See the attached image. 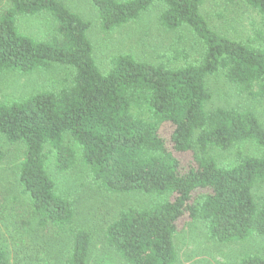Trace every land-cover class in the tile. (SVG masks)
<instances>
[{
	"label": "trees",
	"instance_id": "trees-1",
	"mask_svg": "<svg viewBox=\"0 0 264 264\" xmlns=\"http://www.w3.org/2000/svg\"><path fill=\"white\" fill-rule=\"evenodd\" d=\"M90 2L103 31L161 4L160 25L190 28L203 51L197 61L180 67L116 54L102 72L88 37L90 23L80 14L61 0H7L0 12V76L55 65L74 70L67 86L0 102V135L23 148L19 184L38 226L68 236L66 264H87L91 234L73 226V204L56 193L45 169L49 155L55 171L64 172L79 154L108 193L165 197L149 206L123 208L104 228L106 246L127 264H174L173 237L183 214L203 222L209 238L220 243L264 238V192L254 194L264 182V125L249 109L204 107L206 77L218 71L238 92L264 99V0H245L259 14L261 27L243 40L210 27L201 13L204 0ZM39 14L54 22L52 34L42 40L17 24L19 17ZM143 111L151 120L141 116ZM161 125L170 126L167 135ZM242 141H253L261 153L239 156L230 166L209 154ZM3 155L0 151V159ZM0 264H9L2 244ZM237 264H264V255L245 254Z\"/></svg>",
	"mask_w": 264,
	"mask_h": 264
},
{
	"label": "rangeland",
	"instance_id": "rangeland-1",
	"mask_svg": "<svg viewBox=\"0 0 264 264\" xmlns=\"http://www.w3.org/2000/svg\"><path fill=\"white\" fill-rule=\"evenodd\" d=\"M70 10L90 23L88 37L93 45L94 58L100 70L109 68L116 54H131L151 64L163 63L180 67L197 61L202 54L201 41L186 26L167 30L160 25L161 4H152L135 20L113 31H103L90 0H61ZM0 1V12L7 6ZM201 13L210 27L236 40H243L261 27L259 14L245 0H204ZM19 29L36 38L46 39L54 30L52 18L46 14L17 19ZM185 55V56H183ZM74 70L55 65L46 71L30 74L5 73L0 76V102L10 103L42 90H56L70 84ZM209 99L205 110L214 108L249 109L264 125V99L238 92L222 71L206 77ZM141 116L151 120L143 111ZM169 125H161L167 135ZM77 151L78 147L70 143ZM0 244L8 252L9 264H66L70 241L66 234L37 224L28 197L18 181V169L23 156L21 144H11L0 135ZM253 141H242L229 149H212L209 154L221 166L232 165L239 156L259 155ZM45 169L59 195L73 204V226L88 230L91 245L87 264H127L104 242L103 230L127 206H149L164 196L143 193L111 194L99 187L86 165L77 160L64 172H56L49 155ZM264 192V182L254 189L255 196ZM176 251L174 264H237L245 254L264 255V238L251 237L243 242L220 243L211 240L206 226L183 214L177 221L173 237Z\"/></svg>",
	"mask_w": 264,
	"mask_h": 264
}]
</instances>
